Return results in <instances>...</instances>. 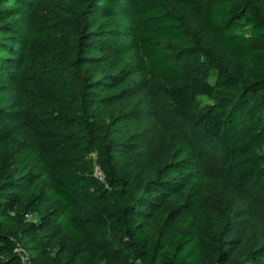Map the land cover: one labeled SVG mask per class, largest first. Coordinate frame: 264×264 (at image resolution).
<instances>
[{"label":"trees","instance_id":"1","mask_svg":"<svg viewBox=\"0 0 264 264\" xmlns=\"http://www.w3.org/2000/svg\"><path fill=\"white\" fill-rule=\"evenodd\" d=\"M40 1L0 0V35L19 31L29 8ZM77 1L99 5L106 20H125L113 36L127 43L109 52L110 57L129 55L121 73L99 78L105 72L103 57L86 58L81 65L86 71L96 68L93 84L111 94L112 101L129 105L136 142L107 141V127L78 124L75 107L81 98L75 83L54 66L56 57L67 58L61 47L39 36L19 47L22 61H29L23 86L44 99L29 112L46 130L48 147L67 159L97 152L102 176L92 173L88 162L86 173L38 176L39 153L30 133L0 117V253L26 240L62 264H264L260 220L244 194L249 189L255 198L262 190L264 197V1ZM184 23L203 24L221 42L214 57H195L204 69L183 66L165 49L167 40L185 38ZM83 30L82 22L64 29L77 36ZM7 61L12 65L3 70L16 73L19 59L9 56ZM211 70L217 71L214 84ZM200 97L209 104L201 108ZM186 127L211 151L184 143L177 129ZM16 139L27 158L12 173ZM139 143L154 148L159 169L146 184L140 173L131 183L125 181L113 163L115 154ZM138 159L124 160L121 168ZM210 163L225 167L235 191L208 190ZM54 214L58 227L51 221ZM151 220L166 226L165 236L147 234L146 221ZM11 229H16V241L5 247L4 232Z\"/></svg>","mask_w":264,"mask_h":264},{"label":"rangeland","instance_id":"2","mask_svg":"<svg viewBox=\"0 0 264 264\" xmlns=\"http://www.w3.org/2000/svg\"><path fill=\"white\" fill-rule=\"evenodd\" d=\"M260 3L264 0H255ZM29 17L23 22L19 31L11 32L7 35H0V117H3L9 124L17 125L22 131L30 133L34 147L39 153V165L34 170L38 176L44 177L56 172H89L85 170V162L93 166L92 173L99 175L97 163V152H93L89 157L76 159H67L57 156L52 149L48 147L49 136L44 128L39 127L33 120L29 108L35 101L44 99L32 88H25L22 83V74L27 70L29 61H22V54L18 48L30 44L35 36L57 45L63 49L67 58L65 60L56 57L54 66L60 69L65 76L72 79L75 83L74 90L81 98L80 104L75 109L78 110L76 121L78 124L96 125L101 124L108 128L105 140L120 141L134 144L135 133L134 122L129 113L130 107L122 101H112L111 94L99 89L93 84L96 79L91 75L96 74V68H90V71L81 65V61L86 58L103 57L105 62V72L98 74L99 78L106 79V74H120L122 69L130 61L129 55L123 57L118 53H113L110 57V49L114 47L122 48L127 39L117 37L116 35L125 24L123 17L106 20L102 17L99 5L84 6L77 0H41L38 4L29 8ZM82 22L84 30L80 36L67 34L64 29L73 23ZM186 36L181 40H167L165 49L183 66L204 69L205 65H199L195 57L200 55L204 58L214 57L219 51L221 42L214 35L205 31L203 24H183ZM9 56H16L21 64L16 65V71L19 73L5 72L4 67H11V62L7 59ZM21 65V68L20 66ZM105 77V78H104ZM217 71H210V82L215 83ZM108 80V79H107ZM200 107L203 108L209 104L206 97H200ZM91 115H94L92 117ZM183 142L191 149L196 151L210 152L209 144L206 141L196 137L194 132L186 127L177 129ZM19 145L17 153L12 163V173H15L20 164L27 158V150L20 140L16 139ZM213 153L215 155L216 153ZM139 156L135 164L129 167L121 168L124 160L133 156ZM113 163L121 171L125 181L131 183L132 177L140 173L144 183H148L157 176L158 167L154 162V148L143 143H139L130 152L117 153L114 155ZM209 179L207 188L214 193L222 189H229L230 193L236 188L232 186L225 167L219 164L208 165ZM243 189V188H240ZM244 194L255 206L259 217L257 229L264 238V197L262 190L257 191L255 198L251 195V190H244ZM45 207V206H44ZM79 207L76 206L75 210ZM33 218H38L35 215ZM51 221L55 227L60 225L58 217L54 214ZM146 230L148 235L159 234L166 235V226L157 221H146ZM15 231L11 229L4 232L6 239L3 240L5 247H9L15 242ZM65 241V235L60 238ZM17 243L21 246L17 247ZM0 264H62L60 259L55 256L44 257L35 247L22 240L15 242L13 251L7 248L0 253Z\"/></svg>","mask_w":264,"mask_h":264},{"label":"built area","instance_id":"3","mask_svg":"<svg viewBox=\"0 0 264 264\" xmlns=\"http://www.w3.org/2000/svg\"><path fill=\"white\" fill-rule=\"evenodd\" d=\"M97 174H99L100 176H102V173H101V171H99V173H97Z\"/></svg>","mask_w":264,"mask_h":264}]
</instances>
